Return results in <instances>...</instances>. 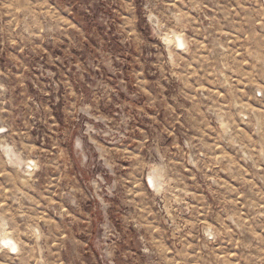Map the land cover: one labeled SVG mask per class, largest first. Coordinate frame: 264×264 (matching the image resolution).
<instances>
[{"label":"rangeland","instance_id":"rangeland-1","mask_svg":"<svg viewBox=\"0 0 264 264\" xmlns=\"http://www.w3.org/2000/svg\"><path fill=\"white\" fill-rule=\"evenodd\" d=\"M1 229L0 264H264V0H0Z\"/></svg>","mask_w":264,"mask_h":264},{"label":"bare ground","instance_id":"bare-ground-1","mask_svg":"<svg viewBox=\"0 0 264 264\" xmlns=\"http://www.w3.org/2000/svg\"><path fill=\"white\" fill-rule=\"evenodd\" d=\"M175 39H176L177 44L185 45V43H182V42L180 43L178 38H175ZM151 182H154V181L151 179ZM2 249H7L13 255L18 254L20 251L19 243L14 239L11 232L8 231L7 229L0 230V250Z\"/></svg>","mask_w":264,"mask_h":264},{"label":"built area","instance_id":"built-area-1","mask_svg":"<svg viewBox=\"0 0 264 264\" xmlns=\"http://www.w3.org/2000/svg\"><path fill=\"white\" fill-rule=\"evenodd\" d=\"M183 38V37H182ZM184 39V38H183ZM185 45H186V42H185ZM185 45H179L177 44L176 42V46H177V49L178 50H184L185 49ZM258 97L261 98L262 97V94H258ZM35 166L34 162H31L30 165H29V171H33V167ZM150 183V182H149Z\"/></svg>","mask_w":264,"mask_h":264}]
</instances>
